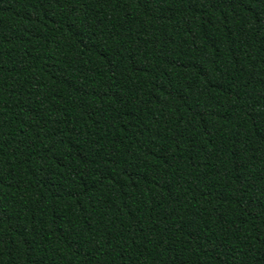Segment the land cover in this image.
<instances>
[{"label":"trees","instance_id":"obj_1","mask_svg":"<svg viewBox=\"0 0 264 264\" xmlns=\"http://www.w3.org/2000/svg\"><path fill=\"white\" fill-rule=\"evenodd\" d=\"M0 264H264V0H0Z\"/></svg>","mask_w":264,"mask_h":264}]
</instances>
